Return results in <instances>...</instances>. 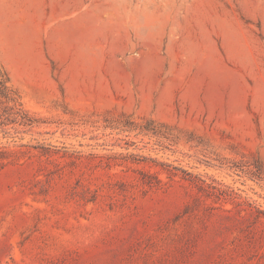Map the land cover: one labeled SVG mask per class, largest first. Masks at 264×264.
<instances>
[{"label": "rangeland", "instance_id": "obj_1", "mask_svg": "<svg viewBox=\"0 0 264 264\" xmlns=\"http://www.w3.org/2000/svg\"><path fill=\"white\" fill-rule=\"evenodd\" d=\"M0 67V264H264V0H0Z\"/></svg>", "mask_w": 264, "mask_h": 264}, {"label": "trees", "instance_id": "obj_2", "mask_svg": "<svg viewBox=\"0 0 264 264\" xmlns=\"http://www.w3.org/2000/svg\"><path fill=\"white\" fill-rule=\"evenodd\" d=\"M9 74L0 67V139L6 138L10 139V142H0V166L4 167L10 163L19 161L21 158L25 157L31 153L32 148L45 147L40 142L33 143L32 141L24 142V137L20 136L22 132L18 128H11V124L26 125L32 128L37 119L32 115V113L26 109L21 102L20 94L16 89H14L9 84ZM151 122L148 120V123ZM14 131H13V130ZM146 129L150 130L146 126ZM136 134H143L148 136H156L161 139L162 142L170 141V137L167 132H135ZM126 143H129L126 141ZM14 146V148L11 147ZM101 160L108 158V165L111 164L112 156L100 155ZM118 159V157H115ZM124 160H115L117 164H123L129 159L134 163L141 162H152L153 165L159 167L154 171L146 166L140 169L142 176L140 180L143 184L148 186H158L162 185L167 181H164L160 177V174L167 173L168 181L174 180L176 177H182L185 179H192L193 175L187 170L175 166L171 163L159 161L156 158L143 156L136 153H131L129 155H124L121 157ZM152 165H150L151 167ZM258 172L256 173L258 177H262L261 165L257 166ZM205 181L203 180V183ZM222 193V192H220ZM250 205V204H249ZM251 206H253L251 204ZM256 212L258 216L264 215V210L256 207Z\"/></svg>", "mask_w": 264, "mask_h": 264}]
</instances>
